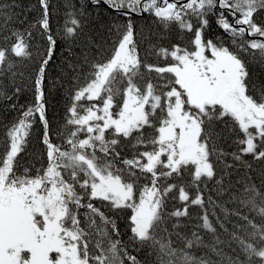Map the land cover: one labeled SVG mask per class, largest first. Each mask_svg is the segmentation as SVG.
I'll return each instance as SVG.
<instances>
[{
    "label": "snow or ice",
    "instance_id": "1",
    "mask_svg": "<svg viewBox=\"0 0 264 264\" xmlns=\"http://www.w3.org/2000/svg\"><path fill=\"white\" fill-rule=\"evenodd\" d=\"M39 3L40 18L0 46V80L13 85L0 95L12 100L23 90L18 62L33 59V41L43 44L34 102L6 129L0 151V264H264V173L257 183L245 159L264 164V84L250 68L264 65V0H91L116 14L117 38L106 57L85 52L68 63L74 75L58 130L47 116L57 37L49 0ZM83 15L69 14L65 38L83 31ZM145 17L180 39L149 43L142 56L149 37L137 18ZM213 22L223 35L209 37ZM37 119L43 147L25 162ZM240 168L245 175L232 181ZM210 182L226 202L207 194ZM169 201L180 206L169 210ZM101 207L130 210L127 241ZM210 207L235 218L231 230ZM190 208L200 210L199 223L185 232Z\"/></svg>",
    "mask_w": 264,
    "mask_h": 264
},
{
    "label": "trees",
    "instance_id": "2",
    "mask_svg": "<svg viewBox=\"0 0 264 264\" xmlns=\"http://www.w3.org/2000/svg\"><path fill=\"white\" fill-rule=\"evenodd\" d=\"M0 2L7 6V10L0 13V46H6L11 43V40L5 41L3 38L9 36L12 30L23 31L28 28L33 21L40 18L42 9L39 0H0ZM49 8L50 24L57 37V47L49 63L47 76L50 81L56 82L57 86L50 87L47 94V116L52 128L58 130L64 124V117L69 105V89L72 86L70 77L74 75L68 70V63H81L85 52L88 53L90 58L106 57L111 51L113 41L117 38L116 32L112 27L113 24L117 22V18L114 12H110L106 8H97L91 3V0H49ZM73 12L84 13L82 17L84 22L83 31L74 41L71 38H65L64 34V24L69 19V14ZM119 22L122 23L123 21L120 20ZM137 25L138 31L149 37V40L141 41L140 51L142 56L145 54V49L149 47V43H157L159 41V43L167 46L180 39V37L175 35L174 31L165 32V30H162L159 26L153 24L149 17H145L144 19L137 18ZM162 33L163 38L161 39L160 35ZM218 35H223V33L213 22L212 28L209 29V37L215 38ZM69 49H71V51H69ZM31 50L33 52V59L19 61L17 64V69L24 73L23 78H18L16 81V86H20L23 89L19 96L14 97L12 100H8L6 96L0 95V151H3L6 129L11 127V125L20 118L22 111L34 102V89L32 86L33 69L40 58L37 54V50H39L40 54L43 53L42 41H33ZM148 61L156 62L155 57L152 56L148 57ZM250 68L257 83L264 84V65L252 62ZM10 79V77H5L3 80H0V86L4 88L7 94H11L13 91V85L10 83ZM13 103L16 104V108L12 107ZM148 131L150 134L151 130ZM41 133L42 127L37 119L33 126L30 143L26 150L28 155L25 156V162L31 161L32 157L42 150L43 146L39 143ZM224 147L229 152L235 150V145L231 144L230 139L228 143L224 144ZM131 154L132 150L130 148L122 152V155L126 156H131ZM22 155L24 154L22 153ZM245 159L252 164L251 175L253 179L259 183L260 175L264 173V164L253 161L250 156L245 157ZM228 162H231L230 158ZM37 167H39V164H37ZM246 171V169L240 168L238 171L233 172L231 180L235 181L243 177ZM206 192L212 195L213 199L218 202L224 203L227 201L226 195L217 196L211 182ZM94 203L100 206L99 202L94 201ZM173 206L179 207L180 203L178 201H169V210H171ZM226 206L229 209L234 207L231 203H227ZM101 210L116 219L117 225L121 230V236L127 241L129 233L127 230L126 218L130 210L115 212L109 211L105 207H101ZM189 211L191 217L184 218V222L189 225L188 229L183 230L185 232H190L191 225L199 223L198 216L200 210L198 208H190ZM211 211H215L216 216L220 217L225 228L229 230L232 229L233 223L236 222L234 217H225L220 208L213 210L210 207V213ZM210 219L216 224L217 233L220 235L221 239L227 240V232L219 227L215 217L210 215ZM204 235L205 240L210 239L209 234ZM234 246L235 245H233V247ZM225 251L231 254L229 249L225 248ZM197 254L199 255L201 253L198 252ZM213 259H215L214 256Z\"/></svg>",
    "mask_w": 264,
    "mask_h": 264
}]
</instances>
